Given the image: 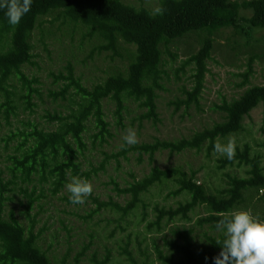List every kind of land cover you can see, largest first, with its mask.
Instances as JSON below:
<instances>
[{
	"label": "trees",
	"instance_id": "1",
	"mask_svg": "<svg viewBox=\"0 0 264 264\" xmlns=\"http://www.w3.org/2000/svg\"><path fill=\"white\" fill-rule=\"evenodd\" d=\"M157 7L163 9L162 14H154V9L126 4L123 0H32L30 11L14 27L7 23L4 10H0V115L6 123L21 109L33 112L36 106L34 97L41 100L35 87L38 80L29 78L22 71L25 66L33 64L31 34L40 18L57 12L63 20L85 26L88 36L101 40L99 50L116 52L121 44L133 47L127 53L129 58L125 68L115 69L102 82L90 88L75 76L71 64H67L65 75L55 76V80L63 79L64 85L58 92L49 95L52 100L61 98L67 101L68 110L65 115L46 114L47 119L56 122L53 130L28 123L27 131H10L7 138H20L21 143L9 158V178L0 179V264H66L64 260L60 263L51 261L39 246L41 234L35 233L31 225L24 226L13 210L8 212L7 217L4 215L5 202L11 200L10 194L20 192L28 199L25 205L28 214L35 200L32 191L30 194L27 192V185L34 181V176L41 182L49 181L52 193H56L72 177L81 173L79 156L86 150L84 135L87 125L90 123L96 128L92 139L103 142L108 137V123L103 109L105 101L114 105L113 113L118 120L126 111V101L132 100L144 109L143 119L157 122L156 92L162 89L160 80L164 73L162 48L167 49L177 40L191 35L200 44L186 61L193 65L192 85L183 90L184 98L175 102L176 108L182 105L187 111L191 105L198 103L215 34L231 29L252 47L262 44L255 34L264 29V0H159ZM251 60L246 64L247 72L251 70ZM258 105L264 106V85L247 88L237 98L216 104L215 110L221 113V120L193 133L190 138L172 141L156 139L150 144L135 147L147 153L150 159L158 151L177 154L199 151L205 146L209 154L214 143L225 144L231 137L235 142L234 156L231 160L222 156L218 168L236 163L245 168L244 175L229 173L226 185L213 190L196 181L194 175L188 174L182 167L160 169L153 166L140 180L118 189L119 193L129 195L124 205L111 203L110 206L120 210L123 216L128 215L142 206V195L150 187L172 181L176 186L172 194H185L188 199L175 209L156 208L157 216L146 225L147 230H152L153 226L159 229L162 218L169 221L177 216L188 218V213L197 206L207 213L197 220V224L213 229H217V222L222 217L230 216L234 211L256 208L258 203L264 202V165L257 153L251 154V146L244 144L238 148L236 136L243 131L244 117ZM124 153V150L120 152ZM18 180L20 184L17 186ZM106 205L101 204L103 207ZM171 235L172 239L164 240L165 253L152 243L157 264H213V257L218 256L225 238L221 228L216 236L207 235L206 248H200L194 244L191 229L175 227ZM122 251L127 262L140 264L126 247ZM80 256L75 258L74 264H78ZM109 262L108 251L101 260L95 254L90 258V264Z\"/></svg>",
	"mask_w": 264,
	"mask_h": 264
},
{
	"label": "rangeland",
	"instance_id": "2",
	"mask_svg": "<svg viewBox=\"0 0 264 264\" xmlns=\"http://www.w3.org/2000/svg\"><path fill=\"white\" fill-rule=\"evenodd\" d=\"M123 1L135 7L149 9L157 8L159 3V0ZM88 32L81 24L63 20L57 12L42 17L37 22L31 34L33 64L25 66L22 71L29 78L38 80L35 87L39 90L41 100L34 97L36 106L33 112L21 109L9 123L0 115V179L9 178V158L21 143L20 138H7L10 131H27L28 123L37 124L45 130H53L56 122L47 119L46 114L67 113L68 102L61 98L52 100L49 95L63 87L64 80L54 78L59 74L65 75L67 64L73 66L75 76L80 77L82 84L87 88L102 82L115 69L127 66V53L132 51L133 47L121 44L116 52L99 50L97 48L101 40L88 36ZM255 36L262 44L252 47L231 29H224L215 34L210 57L206 61L207 72L198 103L191 105L187 111L182 105L176 108L175 102L184 98L183 90L192 85L190 76L193 65L186 61L198 50L200 44L191 35L177 40L167 49L162 48V89L157 90L155 101L158 121L143 119L144 109L132 100L126 101V111L118 120L113 113L114 105L105 101L103 109L108 123V137L103 142L92 139L96 128L93 124L87 125L84 135L86 150L79 156L81 173L75 176L92 185V193L85 203L71 204L69 200H65L69 196L65 186L52 193L49 181L41 182L34 176V181L27 185V192L30 194L32 191V198L35 200L28 214L25 208L28 199L16 191L13 195L10 194L11 200L5 202L4 215L7 217L8 212L13 210L24 226L31 225L35 233L39 232V246L53 263L64 260L66 264H74L75 258L83 252L78 264H90L93 254L101 260L108 251L109 264H130L122 251L126 247L137 263L151 261L157 264L152 243L165 253L167 248L164 240L172 239L171 232L175 227L191 229L194 244L206 248V236H216L218 229L197 224V220L207 214L200 206L192 209L188 218L177 216L170 221L162 218L159 229L153 226L152 230H147L146 225L153 222L157 216L156 208L175 209L188 199L185 194H172L176 188L172 181L150 187L142 195V206H138L128 215L123 216L120 210L110 204L124 205L129 195L119 193L118 189L140 180L153 166L160 169L182 167L188 174L192 173L196 181L203 182L213 190H219L226 185L229 173L244 175L245 168L236 163L218 168L219 159L224 155L214 150L207 154L206 146L199 151L177 154L158 151L152 159L135 147L150 144L156 139L172 141L190 138L193 133L221 120V113L215 110L216 104L222 100L237 98L247 88L264 85V29ZM249 42L251 44L250 40ZM237 44L240 46L237 47ZM249 59H252V65L250 72H247L246 64ZM242 125L243 131L236 136L238 148H242L244 144L251 146V154L257 153L264 165V106L253 108L248 116L244 117ZM128 129L136 132L135 145L123 144L122 137ZM6 139L8 143L4 145ZM123 150L124 155L120 154ZM19 184L18 180L17 186ZM103 203L107 204L106 207L101 206ZM258 204L254 209L238 211L246 210L257 220H262L264 202Z\"/></svg>",
	"mask_w": 264,
	"mask_h": 264
},
{
	"label": "clouds",
	"instance_id": "3",
	"mask_svg": "<svg viewBox=\"0 0 264 264\" xmlns=\"http://www.w3.org/2000/svg\"><path fill=\"white\" fill-rule=\"evenodd\" d=\"M31 4L32 0H0V10H4L7 23L14 27L30 11ZM153 11L154 14H162L163 9L157 7ZM122 140L124 145H135L136 132L128 129ZM213 150L231 160L235 142L230 137L225 144L214 143ZM65 187L69 193L68 200L74 205L85 203L92 193V185L78 177H72ZM216 227L223 229L225 238L218 256L213 257V264H264V221L241 210L222 217Z\"/></svg>",
	"mask_w": 264,
	"mask_h": 264
}]
</instances>
